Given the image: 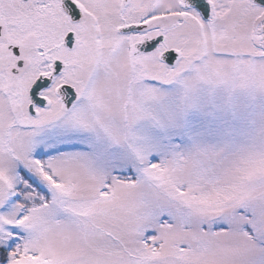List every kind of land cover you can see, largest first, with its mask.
<instances>
[{"label": "snow or ice", "instance_id": "6c2138e0", "mask_svg": "<svg viewBox=\"0 0 264 264\" xmlns=\"http://www.w3.org/2000/svg\"><path fill=\"white\" fill-rule=\"evenodd\" d=\"M0 264H264V0H0Z\"/></svg>", "mask_w": 264, "mask_h": 264}]
</instances>
